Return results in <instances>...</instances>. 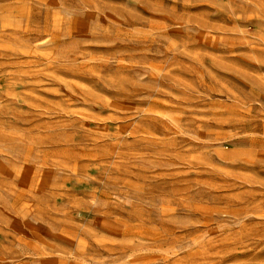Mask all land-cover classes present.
Returning a JSON list of instances; mask_svg holds the SVG:
<instances>
[{
	"label": "rangeland",
	"instance_id": "374dc122",
	"mask_svg": "<svg viewBox=\"0 0 264 264\" xmlns=\"http://www.w3.org/2000/svg\"><path fill=\"white\" fill-rule=\"evenodd\" d=\"M0 264H264V0H0Z\"/></svg>",
	"mask_w": 264,
	"mask_h": 264
}]
</instances>
